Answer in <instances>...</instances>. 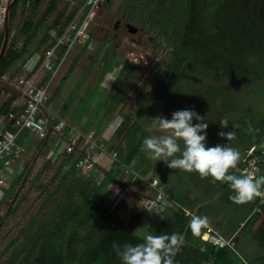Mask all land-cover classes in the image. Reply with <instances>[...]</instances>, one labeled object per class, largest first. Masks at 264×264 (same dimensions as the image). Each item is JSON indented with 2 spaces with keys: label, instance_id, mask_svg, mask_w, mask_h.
<instances>
[{
  "label": "rangeland",
  "instance_id": "1",
  "mask_svg": "<svg viewBox=\"0 0 264 264\" xmlns=\"http://www.w3.org/2000/svg\"><path fill=\"white\" fill-rule=\"evenodd\" d=\"M79 1L84 3V0H58L55 11L47 17L43 29L49 26L60 9L65 7V14H67ZM48 2L49 0L40 1L34 13V20L41 14ZM104 2L105 0H101L88 15L87 32L90 35V41L78 44L73 49L68 61L66 60L69 54L66 56L60 70L52 79L50 86L60 71L62 72L52 87L48 106L60 114L64 104L73 105L68 118L65 117L67 128H69V126L77 125L76 121H72L74 119H72V115L81 102L80 112L83 114H81V123L75 127V129L77 128V132L75 131L76 149L71 152L74 154L81 150L85 155L96 152L86 151L85 148L81 149L84 147V139L80 133H83L89 123L87 115L94 114L95 116L96 114L98 122H96L95 130L104 134L107 152L110 155L112 152H116L115 146L118 143L125 149L130 148L128 138L136 117L140 116V122L150 119L147 126L148 132L133 148L132 155L127 156L126 165L118 180L122 186L120 192H117V196L115 198L110 196L115 192L114 187L107 189L110 193L109 197L106 195L100 206H94L91 209V217L87 223L75 228H72L71 225L75 212L70 202L73 193L72 187L79 177L84 180L87 187L93 188L95 191L99 185L96 180L102 178L103 167L96 164V170L91 174L76 167L77 176L69 174L66 181L62 182L63 176L71 167L75 157L66 159L67 144L62 139L61 146L58 144L55 148L58 155L47 160L48 153L55 142L47 139L10 207V209L14 207V212L8 215L7 209L36 153L39 141L43 138L36 133L25 136L24 146L27 150H31L25 153L26 162H24L23 168L19 173L13 175L15 182L9 188L8 193L4 195V200L0 202V264H10L12 261L16 264L22 263L26 253L31 257L34 256L37 246L34 244L35 240L39 244L44 243L43 246L46 250L51 249V255L61 257L67 264H107L111 256L113 241L118 242L121 246L125 243L132 244L134 237L146 233L145 229L149 222L153 221L154 224H159L166 220L163 212H169L171 209L160 213L144 212L143 209L144 200L152 197L154 193L148 184V181L153 177L159 178L164 191L170 198L180 203L182 207L189 208L191 211L186 210L194 216L207 217L208 225L219 230L222 235L227 236V232L235 226L227 219L228 214L232 215L234 222L238 223L239 221V217H236L237 214L234 215L227 204L222 203L219 195H214L212 199H204L200 195L203 191L202 186H192L191 182L187 184V188L181 195L187 202H179L176 199V194L179 192V186L183 184L184 177L179 174L178 170L168 168L163 161L156 162L147 159L140 150L145 137L159 134L151 118L163 116L171 119L173 112L186 109V106L183 104L174 107L169 112H164L160 106L161 103L153 96H149L147 92L140 95L143 83L149 81L151 76L157 73L156 70H160L166 65L165 53L157 47L154 37L142 27L141 21H137L135 17L129 18V0ZM7 3L8 0H0V33L3 31L4 10ZM83 3L75 15L77 18L82 13ZM149 4L150 0H140L137 12ZM22 10L24 16L31 14L30 6L27 5L23 8L20 1L12 22V32L18 29L22 23ZM117 22L119 24L115 26ZM127 23L135 26L138 29L137 32L129 33L126 28ZM86 45L89 46L81 51ZM44 48L45 45L35 54H40ZM259 55L261 60L257 65L255 64L254 71H252L253 67L250 68L251 72L245 81H235L224 75L218 80L208 73L202 76L198 82L200 88L208 83H216L220 88L235 96V99H231L228 103V105L232 103L230 110L227 108L212 109L209 113L218 125H220L219 121L225 117L230 120V125L222 129L225 132L233 131L232 125H240L237 144L232 141L228 142L220 136L218 142L229 143L230 146L237 148L241 158L244 152L243 145L252 136L244 131L247 127L246 122H251L252 126L257 129H260L264 123V53L261 52ZM77 56L78 58L75 59ZM109 58H111L113 70L106 73L100 85L97 86L98 78ZM121 68L123 73L117 79ZM3 79L8 80L7 78ZM60 83L63 86L56 89ZM184 95L185 93L182 94L183 98ZM86 101L89 102L87 105ZM261 139L264 140V132L253 141L255 148ZM129 141L133 143L131 139ZM32 143L33 147L30 148ZM117 158L119 157L116 156ZM239 165L240 161L236 170L239 169ZM13 167L18 169L20 166ZM8 183L9 181L6 182L5 179L0 182V194L1 191L6 190L5 186ZM169 214L167 213V216ZM215 215L218 217L217 220L225 219L222 228L215 226V221L212 220ZM137 217H139V223L130 231V220ZM29 221L32 224L26 228ZM240 225L242 223L238 225L239 229ZM172 232L168 229L167 233ZM71 234L75 236L74 242L67 246ZM252 259L251 257L249 260Z\"/></svg>",
  "mask_w": 264,
  "mask_h": 264
},
{
  "label": "trees",
  "instance_id": "2",
  "mask_svg": "<svg viewBox=\"0 0 264 264\" xmlns=\"http://www.w3.org/2000/svg\"><path fill=\"white\" fill-rule=\"evenodd\" d=\"M20 1L23 8L27 5L30 6L31 14L24 16L22 10L23 19L19 28L13 32L10 28L9 40L0 59V79L9 72L17 60L31 57L44 45L45 48L49 47L48 31L52 28H58V34H61L83 3L79 1L67 14H65L66 8L63 7L57 12L49 26L43 29L47 17L55 11L58 0H49L47 6L35 20L33 19L34 13L41 0H17L10 11L11 27ZM139 1L129 0V18L135 17L137 21H141L142 27L154 37L157 47L163 50L167 60L163 68L156 70L157 73L151 76L149 81L143 83V90L140 95L147 92L149 96H153L161 103L160 106L164 112H169L174 107L183 104L186 109L196 111L199 115L205 117V122L208 123L206 146L213 147L221 144L218 142V133L223 130L209 112L212 109L222 108L230 110L232 103L230 105L228 103L231 99H235V96L220 88L216 83H208L200 88L198 82L202 76L208 73L218 80L224 75L235 81H245L251 72L250 68L253 67L252 71H254L255 64L257 65L258 61L261 60L259 54L264 53V0H150L147 7H142L140 12H137ZM88 9L89 6L84 8L81 20ZM1 40L2 33H0V43ZM88 46H84L83 51ZM65 49V46L60 48L55 65L61 60ZM112 54L114 55V52ZM39 64L40 62H38L36 68ZM112 70L113 66L111 58H109L106 60L96 85L99 86L106 73ZM122 73L123 69L121 68L117 74V79ZM50 76L51 74L46 79ZM2 92L9 93V97L0 107V115H5L9 112L17 95L0 87V95ZM183 93H185L184 98L182 97ZM139 117H136L132 124L133 129L128 138L130 148L125 149L119 143L115 146L119 158L111 163L108 170H101L102 178L95 179L99 184L95 191L93 188L87 187L84 180L77 177L76 183H78L73 185V193L70 198L71 205L75 209L71 220L72 228L87 223L91 217V209L94 206H100L106 195L109 197L110 193L107 190L109 186L113 185L115 189L114 194L110 195L112 198H115L117 192H120L122 185L120 186L118 180L123 173L127 156L132 155L133 148L148 132L147 126L150 119L140 122ZM193 123H197V121L194 120ZM235 131L236 139L232 142L237 144L239 142V128ZM263 132L264 123L259 129V133L255 137L252 135L247 143L243 145V154L254 146L253 141ZM262 141L264 140L261 139L255 148L257 151L264 150V147L261 146ZM41 142L42 139L37 147ZM84 155V151H78L76 154L65 153L67 160L75 158L71 167L63 176L62 182L66 181L69 174L77 176L76 163ZM178 171L184 177L183 184L179 186V192L176 194V199L179 202H187L184 201V196L181 195L187 188V184L191 182L190 185L192 186H202L203 191L200 193L202 198L212 199L214 195H219L222 203L227 204L234 215H238H236V217H239L238 223L234 222L232 215L228 214L227 217L235 227L242 223L234 238V248L212 247L200 238L202 228L199 229L198 235H193L189 227L191 218L185 216L182 210L177 212L164 211L166 220L159 224H154L153 221L149 222L145 229L146 233L134 237L132 244L135 245L141 242L147 234L167 233L169 229L181 233L185 237L183 246L174 257L175 264H206L211 257H213V264H255L258 260L264 262V206L262 207V213L251 214L255 200L247 204L236 205L229 200V196L233 193L227 184L213 183L211 177L201 179L197 173ZM230 171L241 175L238 170ZM260 175H264V164L257 176ZM9 188L6 189L5 194L8 193ZM13 212L14 207L9 209L7 214L10 215ZM167 213L170 214L167 216ZM138 218L130 220V231L139 223ZM217 219L216 215L212 219L215 221V226L222 228L225 219ZM53 222L55 221L53 220ZM31 224L32 222L29 221L26 228ZM71 231L73 230L71 229ZM72 234L68 238L67 246L72 245L74 242L75 236ZM227 237H230L229 233H227ZM34 244L37 245L34 256L31 257L26 253L22 263L19 264H67L61 257L51 255V249L46 250L43 246L44 243L39 244L35 240ZM201 248H204L205 251L201 252ZM251 257L253 259L250 261ZM10 264L16 263L12 261ZM107 264H120V260L113 249Z\"/></svg>",
  "mask_w": 264,
  "mask_h": 264
},
{
  "label": "clouds",
  "instance_id": "3",
  "mask_svg": "<svg viewBox=\"0 0 264 264\" xmlns=\"http://www.w3.org/2000/svg\"><path fill=\"white\" fill-rule=\"evenodd\" d=\"M95 4L98 0H88ZM157 127L158 135L147 136L143 139L140 150L147 159L163 161L168 168L187 173H197L201 179L211 177L212 182H221L232 190L229 200L236 205H243L257 198H264V175L257 176L252 172L237 175L236 170L241 159L237 148L227 144H217L207 147L208 123L205 117L192 109L177 110L171 119L163 116L152 118ZM197 123H193V121ZM244 131L257 135L259 129L251 122H246ZM221 129L227 128V117L219 121ZM233 131H220L218 135L228 142L236 139V128ZM264 147V141L261 142ZM207 217L193 216L189 227L193 235L199 234V229L207 225ZM185 237L181 233L147 234L142 241L135 245L125 243L121 246L113 241L112 249L120 260V264H175L174 257L183 246ZM205 251L204 248L200 249Z\"/></svg>",
  "mask_w": 264,
  "mask_h": 264
},
{
  "label": "built area",
  "instance_id": "4",
  "mask_svg": "<svg viewBox=\"0 0 264 264\" xmlns=\"http://www.w3.org/2000/svg\"><path fill=\"white\" fill-rule=\"evenodd\" d=\"M108 1L110 0H105L104 3ZM93 5L94 4L89 3L88 0H85L80 17H74L61 34H58V28H52L48 31V43H50V45L49 47L45 48L42 53L36 55L33 64L29 68L30 72H34L38 62H40L38 67L44 69L50 74H54L68 53L69 56L66 61H68L73 49L78 44L85 41H90V35L87 32L88 23L85 25L83 24ZM86 6H89L88 12L81 20L84 8ZM62 46L66 47L65 53L63 54L59 63L55 65V61ZM12 83L24 94H26L28 99L26 100L23 108L19 111L15 112L14 110H10L7 114L0 116V121H7L11 124V126L14 127V132L9 133L5 132L0 126V163L2 164V167L0 168V182H2L3 179L6 180V178H8L7 176L12 173V163L20 161L26 153V148L21 143V137L23 134L25 132H30L34 134L36 133L40 137H43L50 121L54 123V128L56 131L64 132L62 138L67 144L66 153H71L76 149L75 131L77 132V128L75 129V127L71 126L67 128L66 122L60 118H56L55 116H51L49 118L44 117V110L50 99L53 84L50 87L48 86L49 83L38 85L35 80V75L32 74L29 76L23 75L17 77L14 81H12ZM96 122H98L97 116L93 117L89 121L83 133H80L81 137L84 139V147L82 148H85L86 151H96L99 154H106L108 151L105 143L106 139L104 138L103 133L100 134L99 131L96 132ZM109 156L112 163L114 160H116L117 153L112 152V154H109ZM96 164L99 165L96 159H93L88 155H84L76 163V167L84 170V172L87 174H91L96 170ZM263 164L264 150L257 151L253 146L246 150V152L243 154L240 160L238 172L241 175L248 172L258 175ZM148 184L154 193L152 197L144 200L142 204L144 212L160 213L161 211L171 209L174 212L182 210L184 215L190 218L194 216L166 194L158 177L151 178V180L148 181ZM111 187H113V185L109 186L108 189ZM263 206L264 198L255 199L254 208L251 214L262 213ZM200 238L209 243L214 248H234L235 245L234 236L225 237L219 232V230L211 227L208 225V223L202 228ZM206 264H213V257L209 258ZM255 264H264V262L258 260L255 262Z\"/></svg>",
  "mask_w": 264,
  "mask_h": 264
},
{
  "label": "crops",
  "instance_id": "5",
  "mask_svg": "<svg viewBox=\"0 0 264 264\" xmlns=\"http://www.w3.org/2000/svg\"><path fill=\"white\" fill-rule=\"evenodd\" d=\"M83 48H84V46H83ZM81 51H83V49L81 50ZM36 55L37 54H33L31 57H29V58H22V59H19V60H17L13 65H12V67L10 68V70H9V72L3 77V78H7L8 80L10 79V81L12 82V81H14L17 77H20V76H23V75H25V76H29V75H35V80H36V82H37V84L38 85H44V84H46V83H48V80H50L52 77H53V75H52V77L50 76V78H48V79H46L47 78V76L50 74V73H48V72H46L44 69H42V68H40V67H38V68H36V70L34 71V72H30V70H29V68H30V66L33 64V62H34V59L36 58ZM78 58V56L75 58V59H77ZM62 72L60 71V73H59V75H58V77L60 76V74H61ZM58 77L56 78V80L54 81V83H53V86L55 85V83H56V81H57V79H58ZM63 85H62V83H60L58 86H57V88L56 89H60L61 87H62ZM9 97V93H5V92H2L1 93V95H0V107H1V105H2V103L4 102V101H6V99ZM26 100L27 99H25L24 97H21V96H17V98L16 99H14V101L12 102V105H11V107H10V109H9V111L10 110H14L15 112H17V111H19L20 109H22L23 108V106H24V104L26 103ZM89 103V102H88ZM88 103H86V105L88 104ZM80 105H81V102H80V104H79V106L76 108V111L73 113V115H72V121L74 122V121H76V123H77V125L75 126V127H78V124H80L81 122H80V119H81V114H83L82 112H80ZM86 105H85V107H86ZM68 106V107H67ZM84 107V108H85ZM84 108H83V110H84ZM73 109V105H68L67 103L66 104H64V106H63V108H62V110L60 111V114H57L54 110H53V108L51 107V106H48V103H47V105H46V107H45V110H44V117L45 118H49V117H51V116H55L56 118H60V119H62V120H64L65 121V117L66 118H68V116H69V111L70 110H72ZM92 112V111H91ZM93 113V112H92ZM0 116H2V115H0ZM63 116V117H62ZM91 116H93V117H96V114H95V116H94V114H91V115H87L86 117H87V120L89 119V121L92 119H90V117ZM79 118V119H78ZM78 119V120H77ZM71 121V122H72ZM0 126L2 127V129L5 131V132H9V133H13L14 132V127L13 126H11V124L9 123V122H7V121H3V120H1L0 121ZM48 127H49V124H48ZM47 127V128H48ZM63 132H61V131H56L55 129H53L50 133H49V135H48V138L47 139H49V140H54L55 142H54V145L52 146V148L50 149V151H49V156H48V158H47V160L50 158V159H53V158H55L58 154H57V151L55 150V148H56V145H58L59 144V146H61V143H62V136H63ZM28 135H34V133H30V132H25L24 134H23V136L21 137V143L23 144V145H25L24 143H23V139L25 138V136H28ZM61 138V139H60ZM61 141V142H60ZM33 147V143H32V145H31V147L30 148H32ZM38 149V148H37ZM81 149H84V148H81ZM31 149H29V150H27L26 149V153H28L29 151H30ZM37 151V150H36ZM81 151H83V150H81ZM25 156L26 155H24L23 156V158L21 159V161H18V162H13L12 163V167H11V170H12V173L10 174V175H12L11 177H10V175H8L7 177L8 178H6V182L7 181H9V183L7 184V186H5L6 187V189H8L9 187H10V185L15 181L14 179H15V177L13 176L14 174H17V173H19L20 171H21V169L23 168V164H24V162H26V158H25ZM89 157H91V158H93V159H96L97 161H98V163H99V165L101 166V167H103V169H106V170H108V168H110V166H111V158H110V156H109V153L107 152L106 154H99L98 152H92V153H90L89 155H88ZM46 160V161H47ZM0 165H2L1 163H0ZM13 166H20L18 169H15ZM2 167V166H1ZM0 167V168H1ZM11 178V179H10ZM6 191V190H5ZM5 191H1L2 193L0 194V202H2L3 200H4V195H6L5 194ZM180 204V203H179ZM183 208H185V209H188L189 211H191L189 208H186L185 206L183 207ZM239 224H241V223H239ZM240 226H242V225H240ZM239 230V227H233V229H231L229 232H227V233H229L230 234V237H232V236H234V238H235V235L237 234V231ZM221 233V232H220ZM225 237H227V236H225Z\"/></svg>",
  "mask_w": 264,
  "mask_h": 264
},
{
  "label": "water",
  "instance_id": "6",
  "mask_svg": "<svg viewBox=\"0 0 264 264\" xmlns=\"http://www.w3.org/2000/svg\"><path fill=\"white\" fill-rule=\"evenodd\" d=\"M17 0H8V3H7V6L4 10V26H3V31H2V40H1V43H0V59L6 49V46H7V43H8V40H9V36H10V28H11V22H10V11H11V8L12 6L16 3ZM126 28L128 30L129 33H136L137 32V28L129 23L126 24ZM0 87L2 88H5L7 90H9L10 92L12 93H15L17 96H21V97H24L25 99H28V96L26 94H24L20 89H18L12 82L8 81V80H5L3 78L0 79ZM55 129L54 128V123L53 122H49V127L47 128L46 132H45V135L43 136L42 138V142L41 144L39 145L31 163L29 164V167L27 169V171L25 172L24 174V177L22 179V182L20 184V186L18 187L17 191L15 192L14 194V197L12 199V202L11 204L9 205L8 209H7V212L9 211L16 195L18 194L22 184L24 183V180L26 179L27 175L29 174L33 164L35 163L36 159L38 158L42 148L44 147V144L48 138V135L49 133Z\"/></svg>",
  "mask_w": 264,
  "mask_h": 264
},
{
  "label": "bare ground",
  "instance_id": "7",
  "mask_svg": "<svg viewBox=\"0 0 264 264\" xmlns=\"http://www.w3.org/2000/svg\"><path fill=\"white\" fill-rule=\"evenodd\" d=\"M100 1H101V0H98V2L95 3V4L93 5V7L90 9L88 15H89L90 12L93 10V8H94L98 3H100ZM88 15H87L86 20H85V22H84L83 25H85V24L87 23ZM68 54H69V53H68ZM68 54H67L66 56H68ZM66 56L64 57V59L66 58ZM64 59H63L62 62L60 63V65H59L58 69L56 70V72L53 74V77L51 78V80H50V82H49V84H48L49 87H50V84H51L52 79L55 77V75H56V74L58 73V71L60 70V68H61V66H62V64H63V62H64Z\"/></svg>",
  "mask_w": 264,
  "mask_h": 264
},
{
  "label": "flooded vegetation",
  "instance_id": "8",
  "mask_svg": "<svg viewBox=\"0 0 264 264\" xmlns=\"http://www.w3.org/2000/svg\"><path fill=\"white\" fill-rule=\"evenodd\" d=\"M119 24V22H117L116 24H115V26H117Z\"/></svg>",
  "mask_w": 264,
  "mask_h": 264
}]
</instances>
